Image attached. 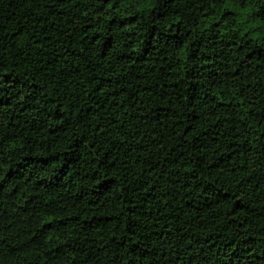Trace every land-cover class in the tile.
Instances as JSON below:
<instances>
[{
	"label": "trees",
	"instance_id": "obj_1",
	"mask_svg": "<svg viewBox=\"0 0 264 264\" xmlns=\"http://www.w3.org/2000/svg\"><path fill=\"white\" fill-rule=\"evenodd\" d=\"M0 264H264V0H0Z\"/></svg>",
	"mask_w": 264,
	"mask_h": 264
}]
</instances>
